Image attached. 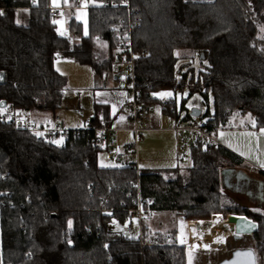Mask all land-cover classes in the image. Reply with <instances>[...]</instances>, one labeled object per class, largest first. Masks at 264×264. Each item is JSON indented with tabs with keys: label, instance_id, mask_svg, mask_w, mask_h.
<instances>
[{
	"label": "trees",
	"instance_id": "obj_1",
	"mask_svg": "<svg viewBox=\"0 0 264 264\" xmlns=\"http://www.w3.org/2000/svg\"><path fill=\"white\" fill-rule=\"evenodd\" d=\"M96 1L116 6L91 7L86 26L72 17L69 30L77 33L75 38L59 34L48 9L51 0H0V73L5 74L0 102L55 113L68 86L67 77L55 68L56 58H71L103 75L115 62L116 27L132 21L136 80L144 102L157 103L154 92L187 88L190 96L200 93L205 102L211 93L214 111L208 109L205 115L218 127H228L240 113L250 115L256 128H264V37L259 35L264 12L261 22L253 23L250 17L264 10V0H228V19L220 24L202 23L190 0H177L173 12L191 33L167 50L145 47L138 39L145 33L137 27L147 23L150 35L170 26L167 9L152 15L144 0H129V13L124 0ZM98 41L104 43V55ZM196 56L204 69L197 76L193 67L179 74V61L193 62ZM185 104L184 99L182 109ZM171 106H176L175 100ZM164 112L170 114V107ZM98 123L95 116L92 124ZM96 136L94 128L81 129L57 145L0 122V168L4 175L9 172L0 181L13 202L2 215L4 264H187L188 249L178 243L176 233L147 234L151 244L142 247L137 233L122 230L126 213L121 204H130V193L136 195L137 174L128 167L100 165L102 149L94 143ZM190 156L189 167L141 171V193L150 199L147 207L175 211L187 221L209 220L215 214L246 215L258 223L252 236L264 264V213L222 188V167L240 160L220 146L208 149L200 143L192 145ZM200 231L194 243H202Z\"/></svg>",
	"mask_w": 264,
	"mask_h": 264
},
{
	"label": "built area",
	"instance_id": "obj_2",
	"mask_svg": "<svg viewBox=\"0 0 264 264\" xmlns=\"http://www.w3.org/2000/svg\"><path fill=\"white\" fill-rule=\"evenodd\" d=\"M59 3L50 2L48 9L52 20L60 17H68L71 12L78 9L88 10L91 7L109 8L116 6L115 2L87 0L88 7H83L85 0H57ZM57 4L59 6H57ZM122 5L126 6L128 12H131L129 0H124ZM253 22H256L257 16H250ZM135 24L131 21L128 24H122L116 27V49L115 62L110 75L117 80V88L125 94V102L123 111L126 112L131 124L132 141L122 147L117 134L110 127L94 128L97 136L94 143L105 151L108 162L116 167H128L136 171L137 181L135 186L137 193L128 195L130 204L122 202V210L126 213L124 221V231L128 234L137 233L141 246L151 244L145 239L146 222L152 214V210L147 207L150 204L149 198H143L140 184V160L138 154V144L142 139L143 134L152 127V115L156 106H160L163 111L166 107H170V116L174 122L172 130L175 134L176 155L180 163L185 162L193 144L200 143L204 148H212L221 146L216 133L220 129L211 120L212 116H206L201 113L199 116H194L191 113V108L182 109L177 106V97H165L161 99L158 94L162 92H154L151 94L157 99V103H146L141 98V89L137 85L136 80V58L137 54L133 46V31ZM73 37H78L77 33H72ZM176 101V106H171L172 101ZM0 122L10 123L15 129L23 130L31 133L39 141H53L57 138H63L64 142L76 130L69 129L63 116L56 111L51 121L35 122L32 120L28 111L16 109L10 104L1 106L0 104ZM90 124V122L88 121ZM38 133L40 135H38ZM118 150V151H117ZM253 173L263 171L260 167H251ZM9 172L5 175L1 172L0 180H5ZM13 204L11 193L1 186L0 181V264L3 263V249L5 244V235L3 228V209Z\"/></svg>",
	"mask_w": 264,
	"mask_h": 264
},
{
	"label": "crops",
	"instance_id": "obj_3",
	"mask_svg": "<svg viewBox=\"0 0 264 264\" xmlns=\"http://www.w3.org/2000/svg\"><path fill=\"white\" fill-rule=\"evenodd\" d=\"M51 1L54 2V0ZM55 3H59V1L57 2L55 0ZM23 13H27V10H23ZM20 18L22 20L24 19L27 20L26 16H21ZM70 18L67 19L68 28H69ZM54 21H56L55 24L58 27L57 19ZM69 35L72 36L70 30H69ZM71 63H73V65H78L82 73L83 79L80 83L81 85H79L80 88L72 87L73 83L71 81L72 80L71 75L68 74V72L65 71L64 69V66L72 65ZM84 65L85 64H80L74 61L73 59L66 57H57L55 60V68L60 73L65 75L68 79V86L65 92V96H67V94L70 93H77L80 96L85 94L88 95V97H91L93 101L94 114L89 118L87 116L85 120V125L77 130L110 127L117 134L121 146L122 147L126 146L132 141V133L130 130L131 124L128 115L126 114V112L123 111V105L125 102L124 92L117 88V80L114 79L112 75H110L111 70L103 75H98L94 72L93 68L90 65L89 66L91 68H85L86 66ZM164 92H170V91H163L162 93ZM65 96L63 101L65 100ZM114 107H115V115H113ZM60 108H62V106ZM60 108H58L56 111H58ZM28 113L31 116L32 120L35 122H49L52 120L54 116V113L47 111H39V112L28 111ZM95 116H97L99 120L98 123L99 125L92 124V121L94 120ZM121 116L124 117L122 121L120 120ZM88 121L90 122V124L88 123ZM232 121L228 127L220 128L216 133V136L221 144L220 147L224 148L229 153L235 155L240 160V163L234 166L222 167L221 170L222 188L236 201L248 207H250L249 205L250 203L252 206L250 208L252 210L256 209V211L264 213V173L261 172L253 173L250 171V168L253 166L260 167L264 171V167H261V164L264 163V161H261L260 158L256 154H254L253 151H251L250 148V146L254 145V143L256 144V142L258 145V140L260 138L261 139L264 138V128L253 129L246 127L245 128L235 127ZM65 124L68 127L66 121ZM173 124L174 122L171 116L168 113L164 112L162 108L157 105L152 115V127L150 130L146 131L143 134L142 139L140 140V142L143 143L142 148L145 149L146 142L148 141L150 142L155 141V143L157 142L159 145L161 142H163L160 136H157L153 133L171 135V138H173L172 141L175 142V134L174 131L172 130ZM244 134L245 137L243 136ZM253 136L257 140H255ZM138 154L141 164V161L145 160V157L143 158L142 155L139 153V144H138ZM106 160H107V156H106ZM176 160L178 162L177 167H181L180 166L181 163L179 162L177 155H176ZM102 166L108 167L113 165L110 164V165H102ZM168 168H175V167H164L160 169L151 168L146 170H163ZM141 169L145 170L143 168ZM226 169H231L232 171L224 174L223 177L225 180L223 183L222 173ZM238 175H240L239 178L237 177ZM163 212L164 211L155 212V214H161ZM214 217H220L222 223V219L224 216L222 214H216L214 215ZM211 221L212 220H209L208 223H211ZM180 222L181 221H179V223ZM193 222L194 220L185 221V228L186 231H188L187 236L188 237L190 236L192 240L194 238L191 232V227ZM196 222L199 223L200 221H196ZM207 225L204 226L208 228L207 231H205V229L201 230L203 232L200 231L201 232L200 235L202 236V243L199 244L194 243L198 247L200 246L203 247V249L204 248L208 249L209 247L213 248L218 245H221L224 242L225 237L227 235L234 234L233 230L224 229L222 228V226L221 227L219 226V223L217 225H213V224H209L208 226ZM209 233H211V238L209 244H206V238L209 237L210 235ZM180 244L186 245L189 250L192 251L198 250L191 246L189 247L188 243L186 242V239L184 238L181 239Z\"/></svg>",
	"mask_w": 264,
	"mask_h": 264
},
{
	"label": "rangeland",
	"instance_id": "obj_4",
	"mask_svg": "<svg viewBox=\"0 0 264 264\" xmlns=\"http://www.w3.org/2000/svg\"><path fill=\"white\" fill-rule=\"evenodd\" d=\"M57 1V0H56ZM58 2V1H57ZM264 10H262L258 14H253V16H257L256 22H261V16L263 14ZM81 14H83L81 16ZM252 15V14H251ZM75 17L77 21L81 22L84 26L87 25L88 22V12L85 9H78L74 12H71L68 17H60L57 18V30L64 31L65 35H69V28H68V20L70 17ZM78 16H81V19H77ZM71 17V18H72ZM27 18V17H26ZM70 18V19H71ZM21 22H26V20L20 19ZM70 21V20H69ZM259 35L261 37H264V23H261L259 25ZM98 46L100 47L101 55L105 54V47L104 43L101 41H98ZM188 62V63H186ZM185 60L179 61L177 64L178 72L179 74L184 72L190 67H193L195 74L197 76V73L200 72V70L204 69V62L199 58V56H196L193 62H189ZM72 65L64 66L65 71L68 72V74L71 75V81L73 83L72 87L80 88L79 85H81V81L83 79L82 73L78 67V65ZM75 64V63H74ZM85 68H91L89 65H84ZM172 93V96L176 95L177 97V106L181 108L182 102L185 99L186 100V107L187 108H194L197 107L202 110V114L205 115L207 110L209 109L210 112L214 111L213 106V95L210 93L208 102L204 101L203 96L200 93H196L192 96H190L189 89L185 88L182 91H177L176 93L170 91ZM62 108L58 110V112L63 116L64 120L66 121L69 129H79L80 127H83L85 125L86 117H91L94 114L93 109V101L91 97H88V95H79L77 93H70L65 96V100H62L61 104ZM232 121V120H231ZM230 121V123H231ZM233 125L235 127H246V128H253L255 129V122L253 118L250 115H243V114H237L233 117ZM230 125V124H229ZM157 136H160V138L163 140V142L160 143V145L155 141H148L146 142L145 149L142 148L143 143H139V153L142 155V157H145V160L141 161V168L143 169H160L164 167H177V160H176V150H175V142L172 141L173 138H171V135L168 134H160V133H153ZM165 136V137H164ZM245 137V134L243 135ZM254 137V136H253ZM255 138V137H254ZM56 140H62V143L59 145H62L64 143L63 138H57ZM255 140H257L255 138ZM174 144V145H173ZM173 147V148H172ZM251 151L256 154L261 161H264V138L258 140L256 144L250 146ZM99 163L100 165H110L108 161L106 160V153L104 150H101L99 152ZM193 163L192 157L190 154H188L187 159L185 162L181 163V168L189 167ZM233 165H237L236 162H232ZM250 207L251 204L249 203ZM253 211H256V209H253ZM261 213V212H260ZM178 214L175 211H164L161 214H155V211H153L152 216L147 220L146 222V228L147 231L145 232V236L152 235L156 232L160 233H176L178 243H181V239H186V242L188 243L189 247L196 248L198 250L192 251L189 250L186 245H183L187 247V264H218L221 260L228 258L231 256L232 251L236 248H246L251 247L256 250V243L254 241V238L251 234L248 235H242L239 238H235L234 234L227 235L225 237L224 242L221 245H218L216 247H209L208 249H203V247H198L194 244V238L193 240L191 237L187 236L186 228H185V217L182 215L178 216ZM216 215V214H215ZM214 219V215L211 219ZM209 220H194L191 227L192 236H194V233H198L200 230L205 229L207 231V227H204L208 224ZM179 221H181L179 223ZM191 221V220H188ZM196 221H200L199 223ZM124 230V226L122 228ZM203 232V231H201ZM206 233V232H205ZM188 237V238H187ZM199 244V243H196ZM181 245V244H180ZM257 252V251H256ZM257 264H261V259L259 255L257 254Z\"/></svg>",
	"mask_w": 264,
	"mask_h": 264
},
{
	"label": "clouds",
	"instance_id": "obj_5",
	"mask_svg": "<svg viewBox=\"0 0 264 264\" xmlns=\"http://www.w3.org/2000/svg\"><path fill=\"white\" fill-rule=\"evenodd\" d=\"M181 2L188 3L189 0H181ZM190 2L192 12L196 14L202 23L212 20L214 23L220 24L222 20L226 21L228 19V0H190ZM176 7L177 0H144V8L152 15H155L161 9H167L170 22V26L159 31H151L150 35L145 31L149 28L147 23L138 25L139 31L145 33L138 36L145 47L167 50L179 46L183 40L187 39L191 33V27L177 18L176 13L173 12Z\"/></svg>",
	"mask_w": 264,
	"mask_h": 264
},
{
	"label": "water",
	"instance_id": "obj_6",
	"mask_svg": "<svg viewBox=\"0 0 264 264\" xmlns=\"http://www.w3.org/2000/svg\"><path fill=\"white\" fill-rule=\"evenodd\" d=\"M2 74L0 81L4 80L5 74ZM1 106H5L7 102L5 100L0 102ZM192 115L199 116L202 113V110L194 107L191 110ZM231 169H226L222 173V181L224 183V174L231 172ZM237 173V171H236ZM240 175L237 177L239 178ZM252 225H255L253 227ZM222 228L230 229L234 231V237L239 238L242 235H253L258 231V223L247 217L246 215L238 214H225L222 219ZM218 264H257V252L254 248H236L232 251L230 257L221 260Z\"/></svg>",
	"mask_w": 264,
	"mask_h": 264
},
{
	"label": "snow or ice",
	"instance_id": "obj_7",
	"mask_svg": "<svg viewBox=\"0 0 264 264\" xmlns=\"http://www.w3.org/2000/svg\"><path fill=\"white\" fill-rule=\"evenodd\" d=\"M54 3H55V0H54ZM57 6H59V5L57 4ZM83 7H85V8L88 7V2H87V0H85V3H84V5H83ZM0 15H3V13L0 12ZM82 15H83V14H81V16H82ZM81 16H78L77 19H81ZM54 23H56V21H54ZM59 34H60V35H65V32H64V31H60ZM85 35H87V27H85ZM0 78H2V74H0ZM158 95H159V97H160L161 99H163V98H165V97H171V96H172V93H170V92H164V93H160V94H158ZM0 110H2V109H0ZM113 115H115V107H114V109H113ZM123 119H124V117L121 116V117H120V120L122 121ZM38 135H40V134L38 133ZM52 143L59 145V144L62 143V140H53ZM117 151H118V150H117ZM261 167H264V163L261 164ZM68 223H69V227H70V226H71V221H69ZM252 226L255 227V225H252ZM182 242H183V241H182Z\"/></svg>",
	"mask_w": 264,
	"mask_h": 264
},
{
	"label": "bare ground",
	"instance_id": "obj_8",
	"mask_svg": "<svg viewBox=\"0 0 264 264\" xmlns=\"http://www.w3.org/2000/svg\"><path fill=\"white\" fill-rule=\"evenodd\" d=\"M218 223H219V226L221 227L222 223H221L220 217H214V219H212L211 223H208V225L209 224L217 225ZM209 234H210L209 237L206 238V244H209V241H210V238H211V233H209Z\"/></svg>",
	"mask_w": 264,
	"mask_h": 264
}]
</instances>
